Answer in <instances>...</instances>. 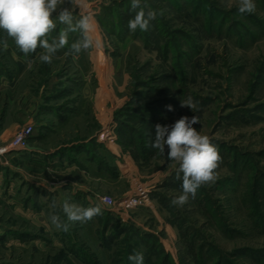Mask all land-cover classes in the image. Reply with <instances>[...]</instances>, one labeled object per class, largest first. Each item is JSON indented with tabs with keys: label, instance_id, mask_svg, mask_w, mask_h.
Instances as JSON below:
<instances>
[{
	"label": "rangeland",
	"instance_id": "374dc122",
	"mask_svg": "<svg viewBox=\"0 0 264 264\" xmlns=\"http://www.w3.org/2000/svg\"><path fill=\"white\" fill-rule=\"evenodd\" d=\"M141 3L145 11L164 14L150 22L148 31L131 33V0L72 5L65 0L61 7L72 11L74 23L83 16L93 20L98 44L66 56L80 38L78 31L69 32L68 45L51 63L38 59L43 49L25 56L11 39L4 50L7 35L0 30V67L14 74L16 62L8 50L32 61L20 77L16 103L5 100L0 115L24 120L18 101L29 91L38 102L33 135L39 129L40 144L65 154L85 144L102 172L97 182L79 179L98 193L99 201L77 203L99 205L102 214L71 223L67 232L51 223L54 214L67 222L52 192L34 185L28 194V183L21 186L18 196L25 207L17 210L5 202L10 195L3 186L0 233L33 235L0 240V264H89L68 248L72 242L98 264H134L128 259L134 246L146 260L151 247L161 252L152 254L151 264H165L167 252L173 264H199L202 245L209 264H264V0H254L255 10L245 14L239 13L237 0ZM58 26L66 27L57 21ZM58 35L53 31L49 42ZM188 97L197 105L195 112L181 107ZM80 100L87 101L83 113ZM182 116L199 117L193 127L210 138L222 159L214 182L202 185L183 206H174L171 201L183 191L179 165L168 159L167 145L160 154L149 141L156 124L171 126ZM56 119L68 124L58 128ZM17 129L0 139V154L17 150L10 144ZM230 179L238 181L236 186L229 185ZM103 196L113 197L117 209ZM247 250L255 257L244 255Z\"/></svg>",
	"mask_w": 264,
	"mask_h": 264
},
{
	"label": "clouds",
	"instance_id": "9594fccd",
	"mask_svg": "<svg viewBox=\"0 0 264 264\" xmlns=\"http://www.w3.org/2000/svg\"><path fill=\"white\" fill-rule=\"evenodd\" d=\"M72 4L78 0H69ZM65 0H0V30H3L7 37L14 41L17 48L25 56L35 53L37 48L44 51L38 59L43 63H51L53 56L68 45V33L79 32L80 38L74 41L69 52L65 55H78L82 51L93 48L98 41L95 37V26L91 18L83 16L76 20L72 11L61 7ZM238 11L241 14L252 13L255 10L254 0H237ZM147 5H142L141 0H131L130 10L134 16L128 21V28L131 33L148 31L150 22L162 16L163 10L159 13L155 10H147ZM56 13V20L53 14ZM57 21L66 27L49 42V35L56 29ZM9 47L7 39L3 41V48ZM15 56V54H13ZM32 61H28L31 67ZM181 107L191 108L194 112L197 105L191 97L181 101ZM172 111L171 105L167 106ZM199 117L191 118L182 116L173 125H155V138L149 141V145L164 154L167 145L168 159L177 163V178L182 180V194L174 198L171 203L174 206H183L188 202L189 197L193 199L197 190L205 184L216 180L215 170L221 162L218 148L211 143L207 135H201L193 125L199 123ZM182 174V176H181ZM57 205L53 202L52 207ZM67 222L61 220L59 215L50 217L51 223L57 229L67 232L73 222L86 223L95 216L102 214L99 205L83 207L65 200L61 205ZM134 264H144L142 253H135L128 257Z\"/></svg>",
	"mask_w": 264,
	"mask_h": 264
},
{
	"label": "crops",
	"instance_id": "0c3cea01",
	"mask_svg": "<svg viewBox=\"0 0 264 264\" xmlns=\"http://www.w3.org/2000/svg\"><path fill=\"white\" fill-rule=\"evenodd\" d=\"M9 40L10 38H7L8 43ZM8 52H10L11 58L15 60L16 67L13 71L14 74H10L5 68L0 67V108L3 106L5 100L8 102V105H14L16 103V89L19 85L20 77L29 68V60L17 56L18 51L8 50ZM18 102L21 109L24 110V120L23 118L13 117L9 113L5 116L0 115V139L2 141H4L6 132L8 130L15 131L21 122H34L35 124L38 120V102L34 95L30 94L29 91L24 92ZM77 105L81 110L80 112L83 113V110L87 108V101H77ZM73 115L77 114L72 113L70 117H73ZM56 123L58 128L68 124L67 121L60 120ZM40 127L49 129L47 123H41ZM55 129L53 128V130ZM41 138L42 135L38 129V133L31 136L26 149H17L9 155L0 154V193H2L5 187L10 195L9 198L5 199V202L12 204L16 209H19L20 206L25 207L18 193L21 186L24 188L27 183L30 187L28 194L32 191L33 186L36 185L41 190L46 189L52 192V197H56L60 205L65 200L74 204L82 203L89 205L93 204L94 201H99L98 193L90 187H85L84 182L79 180L85 179L89 183L101 180L102 172L99 166L91 160L87 151L85 149L79 150L72 153L71 157H68L67 154H62V151L58 147L49 148L40 144ZM103 173L106 172L103 171ZM61 177H67L66 179L69 177V181L60 180ZM41 196H43L42 193L39 194V197ZM17 232L20 233V231ZM6 233L5 230H2L0 236H4ZM12 237L17 238L16 236Z\"/></svg>",
	"mask_w": 264,
	"mask_h": 264
},
{
	"label": "trees",
	"instance_id": "16d2710c",
	"mask_svg": "<svg viewBox=\"0 0 264 264\" xmlns=\"http://www.w3.org/2000/svg\"><path fill=\"white\" fill-rule=\"evenodd\" d=\"M61 27H56V29L54 30L56 33H58V32H60L61 31ZM58 31V32H57ZM3 39L4 40H6L7 39V36H3ZM149 108V107H148ZM154 111V110H153ZM150 112V111H149ZM154 112H156V111H154ZM154 130V134H155V127L153 128ZM126 132H128V131H126ZM31 138V137H30ZM85 144H83V145H81V147L80 146H78L77 147V150L76 151H79V150H83V149H85ZM65 152L64 151H62V154H64ZM72 154V153H71ZM71 154H68L67 153V155H68V157H71ZM238 183V181H236V180H234V179H230L229 180V185H231L232 187L233 186H236V184ZM12 235V236H16V237H19V238H24V237H31L33 234L32 233H18L17 231H7V233L4 235V236H0V240L1 241H4V240H6V238H7V235ZM66 234V233H65ZM68 248L70 249V250H72L73 252H75V251H78L79 253H80V256H81V258H84L85 260H87V263H89V264H98V263H95V261H92L91 260V258L90 257H87V255H86V253L83 251L84 249L82 248V247H80V249L76 246V244L74 243V242H72L71 244H69V246H68ZM135 246L134 247H131L130 248V250L132 251V253L131 254H135V253H137V251H135ZM199 250H203V251H201V253H199V254H197V261L199 262V264H209V257H207L205 254H207V251L208 250H206V252L204 251V247H203V245L201 246V248L199 249ZM135 251V252H134ZM150 252H152V253H149L150 254V256H149V258H148V260H146V259H144V264H151V261H152V254H157L158 256L161 254V252H157L156 250H153V248L151 247L150 248ZM140 253V252H139ZM244 255H246V256H252V258H254L255 256H253V253H252V251L251 250H247V251H245V253H243ZM260 259H262V260H264V257H260ZM163 260H165V264H173L172 263V256H171V254L170 253H166L165 254V256H164V259ZM126 264H132V263H126ZM217 264H219V263H217Z\"/></svg>",
	"mask_w": 264,
	"mask_h": 264
},
{
	"label": "built area",
	"instance_id": "2783aa9c",
	"mask_svg": "<svg viewBox=\"0 0 264 264\" xmlns=\"http://www.w3.org/2000/svg\"><path fill=\"white\" fill-rule=\"evenodd\" d=\"M34 130V122H28L20 126L10 140L11 147L14 149H26L29 145V140L33 135ZM101 200L109 205L112 209H117V203L113 197L103 196Z\"/></svg>",
	"mask_w": 264,
	"mask_h": 264
}]
</instances>
